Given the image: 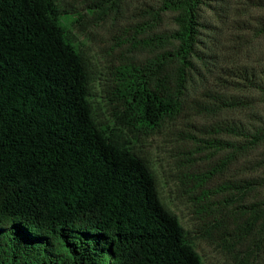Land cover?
<instances>
[{"label":"trees","instance_id":"trees-1","mask_svg":"<svg viewBox=\"0 0 264 264\" xmlns=\"http://www.w3.org/2000/svg\"><path fill=\"white\" fill-rule=\"evenodd\" d=\"M203 3L144 4L150 27L164 12L174 13L175 26L143 41L142 61L125 56L114 68L113 121L157 128L181 113ZM60 14L55 0H0V264H203L160 201L147 161L96 120L88 63L66 39ZM256 87L264 94V84ZM212 97L209 111L241 105L225 93ZM213 128L237 139L217 141L232 153L243 141L264 143V122ZM229 184L238 199L261 183ZM250 209L247 225L255 227Z\"/></svg>","mask_w":264,"mask_h":264},{"label":"rangeland","instance_id":"rangeland-1","mask_svg":"<svg viewBox=\"0 0 264 264\" xmlns=\"http://www.w3.org/2000/svg\"><path fill=\"white\" fill-rule=\"evenodd\" d=\"M154 1L116 0L97 10L91 0H55L66 39L88 63L95 118L147 161L160 201L176 215L203 264H264V143L243 141V149L232 153L217 141L237 139L212 130L229 120L264 122V94L256 87L264 84V0H204L183 110L157 128H128L113 121L108 91L125 56L142 61L149 53L143 41L175 26L169 12L147 24L144 4ZM221 93L241 105L209 111L212 96ZM248 178L260 186L237 199L229 181ZM250 206L255 227L247 225Z\"/></svg>","mask_w":264,"mask_h":264}]
</instances>
